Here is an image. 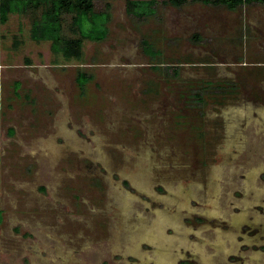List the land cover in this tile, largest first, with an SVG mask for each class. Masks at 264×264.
<instances>
[{
    "label": "rangeland",
    "instance_id": "rangeland-1",
    "mask_svg": "<svg viewBox=\"0 0 264 264\" xmlns=\"http://www.w3.org/2000/svg\"><path fill=\"white\" fill-rule=\"evenodd\" d=\"M111 3L81 62L0 23V264H264V4Z\"/></svg>",
    "mask_w": 264,
    "mask_h": 264
},
{
    "label": "trees",
    "instance_id": "trees-1",
    "mask_svg": "<svg viewBox=\"0 0 264 264\" xmlns=\"http://www.w3.org/2000/svg\"><path fill=\"white\" fill-rule=\"evenodd\" d=\"M97 1H104V8L97 10ZM113 0H0V23L6 24L11 15L29 16L31 23V37L36 42H51V49L55 55H61L65 60H83V45L85 41L102 42L108 38ZM158 0H126L129 15L139 20L155 15ZM166 5L181 8L188 3H202L215 7H223L236 12L245 5L264 4V0H162ZM71 17L67 21V17ZM199 42L201 37L194 36ZM145 55L151 50L152 44L148 40L142 41ZM153 47V46H152ZM149 52V51H148ZM174 75H179L177 67ZM93 76L80 71L77 84L83 90ZM188 85V84H187ZM190 99L193 104L202 106L206 97L216 96V93L229 95L237 91L233 82L213 83L210 81L189 84ZM0 94V117H1Z\"/></svg>",
    "mask_w": 264,
    "mask_h": 264
}]
</instances>
